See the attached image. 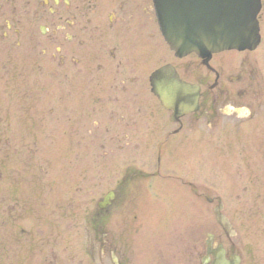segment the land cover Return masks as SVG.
<instances>
[{
  "label": "rangeland",
  "instance_id": "rangeland-1",
  "mask_svg": "<svg viewBox=\"0 0 264 264\" xmlns=\"http://www.w3.org/2000/svg\"><path fill=\"white\" fill-rule=\"evenodd\" d=\"M258 19L260 43L249 54L255 63L251 115L215 128L201 124L162 144L159 175H140L156 167L157 139L113 144L89 128H68L56 104L65 96L62 73L53 80L39 75L41 93L54 90L55 122L39 127L36 143L5 144V164L0 142V264H112V248L123 264H200L207 233L239 253L241 264H264V0ZM6 99L15 103V94ZM150 106L151 115L161 107L153 98ZM67 136L73 140L65 142ZM128 168L140 172L134 181L124 175ZM16 179L23 213L14 224L4 221L2 190ZM109 190L116 193L113 205L95 220L96 202ZM217 196L236 231L230 240L215 221V201L206 199Z\"/></svg>",
  "mask_w": 264,
  "mask_h": 264
},
{
  "label": "flooded vegetation",
  "instance_id": "flooded-vegetation-1",
  "mask_svg": "<svg viewBox=\"0 0 264 264\" xmlns=\"http://www.w3.org/2000/svg\"><path fill=\"white\" fill-rule=\"evenodd\" d=\"M250 52L222 51L213 53L208 60L194 53L176 54L162 34L154 0H0L1 158L5 164V144L36 143L39 127L54 125V90L41 93L38 79L39 75H47L53 80L61 72L65 96L61 104H56L59 111L65 112L66 126L89 128L90 135L95 131L94 138H105V142L113 144L157 139L155 169L140 173L128 168L124 175L128 182L139 173L159 175L162 144L183 132L192 133L201 124L215 128L251 115V72L255 63L249 58ZM13 60L12 70L8 63ZM166 64L179 78L199 87L198 109L174 120L169 118L171 112L161 107L155 112L157 119L150 114L151 99L157 101L150 78ZM7 83L13 85L9 93ZM12 93L15 103L7 104V95ZM40 98L51 104L45 107L44 101L39 103ZM83 137L82 134L75 141ZM48 138L53 142L55 133ZM72 140L67 136L65 142ZM8 176L3 170L5 181ZM17 185L16 179L11 189L2 190L4 221L14 224L23 213ZM184 185L195 189L192 180L184 181ZM193 195L196 201L198 194ZM115 198L114 192L110 205L96 211L95 220L109 211ZM206 199L217 203V197ZM100 240L104 256L105 236ZM212 242L221 241L213 234ZM225 250L227 255L235 253L226 247ZM115 253L119 264H123L121 255L116 250ZM204 254L205 250L201 256Z\"/></svg>",
  "mask_w": 264,
  "mask_h": 264
},
{
  "label": "water",
  "instance_id": "water-1",
  "mask_svg": "<svg viewBox=\"0 0 264 264\" xmlns=\"http://www.w3.org/2000/svg\"><path fill=\"white\" fill-rule=\"evenodd\" d=\"M155 5L163 35L179 55L194 52L207 60L212 53L222 50H252L260 41L257 18L260 0H155ZM151 80L152 92L175 115L198 109L199 88L180 80L168 67L154 72ZM112 198L109 191L97 203L98 207H106ZM213 212L226 236L235 235L229 219L222 213L220 198ZM206 245L207 255L202 264L241 263L238 255L226 257L221 244L212 248L210 235ZM111 260L118 264L113 252Z\"/></svg>",
  "mask_w": 264,
  "mask_h": 264
}]
</instances>
